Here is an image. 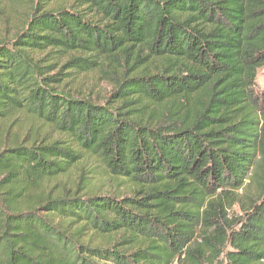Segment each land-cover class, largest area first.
Returning <instances> with one entry per match:
<instances>
[{
  "label": "trees",
  "instance_id": "1",
  "mask_svg": "<svg viewBox=\"0 0 264 264\" xmlns=\"http://www.w3.org/2000/svg\"><path fill=\"white\" fill-rule=\"evenodd\" d=\"M52 1L0 42V264H264V0ZM89 159L127 194L43 189Z\"/></svg>",
  "mask_w": 264,
  "mask_h": 264
},
{
  "label": "rangeland",
  "instance_id": "2",
  "mask_svg": "<svg viewBox=\"0 0 264 264\" xmlns=\"http://www.w3.org/2000/svg\"><path fill=\"white\" fill-rule=\"evenodd\" d=\"M69 3V0H53L48 7L68 6ZM31 6L32 0H0V42L12 40L18 30L25 24ZM81 80L83 83L77 82L71 86L79 87L84 93L92 95L95 100L104 98L110 88L103 81L97 80L94 75H86ZM262 87H264V67L258 69L256 77V88ZM42 130L38 123L23 115L10 118L4 123L3 128V132H6L9 136L18 135L19 137H23L25 133L35 131L40 133ZM81 168L83 169V178L78 183V174ZM77 187L80 188L78 195H83L86 192L111 196L127 194V190L122 184L107 176L102 166L90 159L85 160L78 168L71 170L67 175L56 179V182L51 181L43 185V189L52 194L59 190L70 189L73 191ZM233 211L239 212L236 206Z\"/></svg>",
  "mask_w": 264,
  "mask_h": 264
}]
</instances>
